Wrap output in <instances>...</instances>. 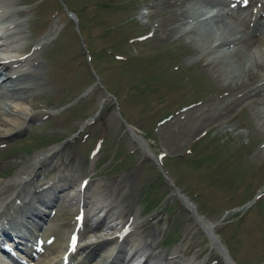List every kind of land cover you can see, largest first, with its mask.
<instances>
[{
	"label": "rangeland",
	"instance_id": "rangeland-1",
	"mask_svg": "<svg viewBox=\"0 0 264 264\" xmlns=\"http://www.w3.org/2000/svg\"><path fill=\"white\" fill-rule=\"evenodd\" d=\"M154 2L12 1L7 15L23 22L24 32L11 44L26 45L22 49L28 53L37 39L45 34L47 39L33 55L44 66L41 84L18 102L30 106L35 117L0 141V188L10 192L11 180L28 170L37 153L57 147L39 170L40 179L72 173L98 181L123 208L121 217L136 216V229L154 238L165 255L175 252L193 264H225L179 193L203 218L217 222L213 231L235 264H264V141L254 132L250 108L189 139L183 140L179 130L189 111L216 105L224 85H232L233 94L244 88L205 67L219 52L198 56L194 51L229 14L205 21L204 7L194 4L184 22L160 25L175 9L152 10ZM233 5L226 2L224 8L229 12ZM100 103L93 121L66 141ZM125 123L145 140L149 154L124 131ZM75 211L62 205L44 218L50 224L72 222Z\"/></svg>",
	"mask_w": 264,
	"mask_h": 264
},
{
	"label": "bare ground",
	"instance_id": "bare-ground-1",
	"mask_svg": "<svg viewBox=\"0 0 264 264\" xmlns=\"http://www.w3.org/2000/svg\"><path fill=\"white\" fill-rule=\"evenodd\" d=\"M12 1L0 0L1 16L7 19L2 20V27L6 28L9 24V28H17L13 33H0V45L10 42L8 51H13L0 55V141L35 117L30 112V106L25 107L18 102L26 101L29 93L41 84L40 75L44 66L35 62L33 55L47 39L46 34L37 39L28 53L23 51L26 45H11V38L17 42L18 39L14 37H20L24 32L23 22L7 15L6 11ZM231 1H234L233 10L228 12L224 5ZM243 1L245 0L154 2L152 10L175 9L160 25L184 22L188 19L186 10L194 4L204 7L200 15L204 16L205 21L223 13L229 14V20L218 25L217 31L209 33L204 45L194 48V51L198 56L205 50L208 54L219 52L205 62V67L216 71L219 76L230 77L236 87L244 88L238 94H233V86L224 85L225 94L216 99V105L200 106L189 111L181 119L179 126L183 140L218 122L230 121L236 111L248 106L254 118V132L264 141V88L261 87L264 83V0H247L242 4ZM16 13L17 11L14 12L15 15ZM255 45L259 47L253 49ZM6 50L3 51L6 53ZM29 59L31 63L28 64ZM13 64L15 68L1 72ZM19 69L23 71L22 76L14 82L21 81L24 84L9 88L10 81L13 80L8 79V76ZM32 77L37 79L32 82ZM129 130L133 140L141 144L142 151L148 153L145 140L132 128ZM175 133L173 131L172 136ZM57 149L49 147L37 153L29 162L28 170L15 175L11 180L15 187L10 192L5 191L4 187L0 188V236L11 232L24 239L38 237L40 241L37 248L40 252L37 253L38 259L31 260V264H193L192 259L180 257L175 252L165 255L156 249L154 238L136 229L138 218L131 216L123 219V208L115 203L111 193L104 190L98 181L80 180L76 178L77 174L72 173H60L47 180L40 179L39 170L52 161ZM60 201L79 207V216L67 223L44 222L45 208L52 202ZM187 201L183 203L195 211L193 204ZM194 215L199 227L201 225L206 232L214 234L213 227L217 223L207 222L197 212ZM216 238L217 246L208 240L209 246L218 250L225 264H233L225 247ZM6 244L12 243L6 240ZM0 264L11 263L0 258Z\"/></svg>",
	"mask_w": 264,
	"mask_h": 264
},
{
	"label": "water",
	"instance_id": "water-1",
	"mask_svg": "<svg viewBox=\"0 0 264 264\" xmlns=\"http://www.w3.org/2000/svg\"><path fill=\"white\" fill-rule=\"evenodd\" d=\"M64 10L66 11V13H67L68 15H70V16L73 15L69 10H67V9L65 8V6H64ZM89 89H90V87L86 88V89L84 90V92L82 93L81 96H83L84 94H86V92H88ZM100 105H101V104H99L98 109H97L94 113H92L90 116H88L86 119H84V121L82 122V124L80 125V127L76 130V132H74L73 134H71L69 138H72L73 136H75V135L77 134V132L83 127L84 124H86L87 122H90V121L92 120V118L98 113V111H99V109H100ZM129 128H131V127H130L128 124L125 123V124H124V130L127 131L128 133H130ZM179 196H181L180 198H181L184 202L187 201V198H183V197H182L183 195H179ZM184 197H185V196H184ZM187 202H188V201H187ZM188 203H189V202H188ZM191 212H192V211H191ZM192 214H193V213H192ZM204 232H206V231H204ZM205 234L208 236V238L211 240V242L215 243L216 246H217V242H218V240H217L216 236H215L214 234H210L209 232H206ZM214 238H215L217 241H216Z\"/></svg>",
	"mask_w": 264,
	"mask_h": 264
},
{
	"label": "snow or ice",
	"instance_id": "snow-or-ice-1",
	"mask_svg": "<svg viewBox=\"0 0 264 264\" xmlns=\"http://www.w3.org/2000/svg\"><path fill=\"white\" fill-rule=\"evenodd\" d=\"M245 2H247V0H245Z\"/></svg>",
	"mask_w": 264,
	"mask_h": 264
}]
</instances>
